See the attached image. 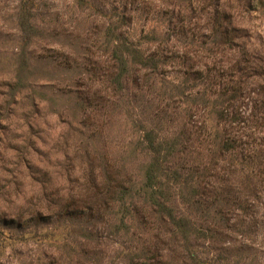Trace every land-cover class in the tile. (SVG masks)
Instances as JSON below:
<instances>
[{
	"label": "rangeland",
	"instance_id": "rangeland-1",
	"mask_svg": "<svg viewBox=\"0 0 264 264\" xmlns=\"http://www.w3.org/2000/svg\"><path fill=\"white\" fill-rule=\"evenodd\" d=\"M19 1L0 0V264H189L168 227L149 210L130 219L129 232H114L107 214V221L90 227L99 235L90 240L70 232L86 224L67 205L91 195L89 169L100 161L87 160L85 152L96 159L102 154L120 159L130 173H141L145 157L131 154L138 135L134 121L152 120L171 135L208 118L203 108L190 109L158 84L164 74L182 76L183 67L167 66L158 76L132 70L116 99L107 76L111 61L104 19L75 0H38L35 21L46 35L30 51L34 64L45 67L33 79L44 94L36 107L26 98L9 105L21 41L15 16ZM146 1L153 13L171 8L174 21L185 23L186 39L176 36L164 43L179 61L189 52L196 68L207 64L222 72L229 88H239L234 107L240 118H264V0H177L172 7ZM216 12L232 30V42L217 53L190 45L195 31L196 42L209 39L203 34ZM219 178L211 184L220 189ZM254 204L252 216L233 207L228 220L212 223L213 237L200 245V254L225 264H264V189Z\"/></svg>",
	"mask_w": 264,
	"mask_h": 264
},
{
	"label": "trees",
	"instance_id": "trees-1",
	"mask_svg": "<svg viewBox=\"0 0 264 264\" xmlns=\"http://www.w3.org/2000/svg\"><path fill=\"white\" fill-rule=\"evenodd\" d=\"M162 1L170 7L177 5V0ZM146 2L75 0L79 8L90 9L106 24L104 36L111 61L107 76L113 97L118 99L124 94L132 70L158 76L167 66L183 67L182 76L164 74L157 79L158 84L171 95L186 100L190 109L203 108L208 118L171 135L159 130L152 120L134 121L138 135L131 154L139 152L146 160L137 175L130 173L120 159L104 154L96 159L85 152L87 160L92 158L100 163L91 164L89 169L93 181L89 179L86 187L91 195L67 203L75 207L68 212L86 224L73 226L70 232L98 239L91 228L107 221V214L114 232H129L130 219L149 210L168 227L172 242L178 243L189 264H225L217 258L202 256L199 247L212 239L211 224L226 221L233 207L245 216L253 215L254 203L264 189V118H240L234 107L239 88H229L222 78L225 75L219 74L222 72L211 70L207 64L196 68L189 52L179 61V55L164 43L176 36L178 40L186 39L185 23L174 21L175 11L171 8L153 13ZM40 7L38 0H20L15 12L21 41L14 62L15 79L9 85V105L26 98L36 107L37 98L42 99L43 92L34 86L33 79L45 67L34 64L30 51L31 45L46 35V30L35 21ZM220 17L219 12L211 17L209 32L203 34L209 39L196 42L195 31L189 44H200L217 53L232 42V30ZM182 21H186L185 17ZM28 126L34 127L32 121ZM96 167L98 170L94 171ZM218 176L220 189L211 184Z\"/></svg>",
	"mask_w": 264,
	"mask_h": 264
}]
</instances>
